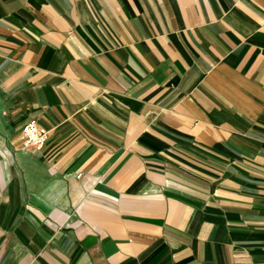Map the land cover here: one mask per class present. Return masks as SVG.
Segmentation results:
<instances>
[{
  "label": "crops",
  "instance_id": "obj_1",
  "mask_svg": "<svg viewBox=\"0 0 264 264\" xmlns=\"http://www.w3.org/2000/svg\"><path fill=\"white\" fill-rule=\"evenodd\" d=\"M0 264H264V0H0Z\"/></svg>",
  "mask_w": 264,
  "mask_h": 264
},
{
  "label": "built area",
  "instance_id": "obj_2",
  "mask_svg": "<svg viewBox=\"0 0 264 264\" xmlns=\"http://www.w3.org/2000/svg\"><path fill=\"white\" fill-rule=\"evenodd\" d=\"M21 132V145L24 148H39L44 145L48 136V131L32 119L24 124Z\"/></svg>",
  "mask_w": 264,
  "mask_h": 264
}]
</instances>
